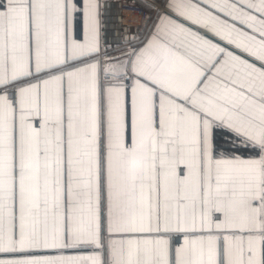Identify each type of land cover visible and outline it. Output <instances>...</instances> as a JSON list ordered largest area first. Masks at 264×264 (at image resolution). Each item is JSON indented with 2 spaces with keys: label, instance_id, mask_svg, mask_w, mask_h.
Instances as JSON below:
<instances>
[{
  "label": "snow or ice",
  "instance_id": "obj_1",
  "mask_svg": "<svg viewBox=\"0 0 264 264\" xmlns=\"http://www.w3.org/2000/svg\"><path fill=\"white\" fill-rule=\"evenodd\" d=\"M0 0V264H264V0Z\"/></svg>",
  "mask_w": 264,
  "mask_h": 264
},
{
  "label": "crops",
  "instance_id": "obj_2",
  "mask_svg": "<svg viewBox=\"0 0 264 264\" xmlns=\"http://www.w3.org/2000/svg\"><path fill=\"white\" fill-rule=\"evenodd\" d=\"M133 2L143 8V4L146 2V0H133ZM108 3L110 4V8L108 10V16L106 19L107 27L105 31L107 32V38L109 41L113 38V31L114 29L118 30H128L129 32L134 31L138 29L135 23V19L126 15L121 14L116 6V3L112 0H108ZM146 9V8H145ZM148 12L149 10L146 9ZM150 15H154L153 13L149 12Z\"/></svg>",
  "mask_w": 264,
  "mask_h": 264
},
{
  "label": "built area",
  "instance_id": "obj_3",
  "mask_svg": "<svg viewBox=\"0 0 264 264\" xmlns=\"http://www.w3.org/2000/svg\"><path fill=\"white\" fill-rule=\"evenodd\" d=\"M116 3L118 11L122 14H126L135 19L136 26L141 28L144 22V19L148 17L149 12L135 4L133 0H112Z\"/></svg>",
  "mask_w": 264,
  "mask_h": 264
}]
</instances>
